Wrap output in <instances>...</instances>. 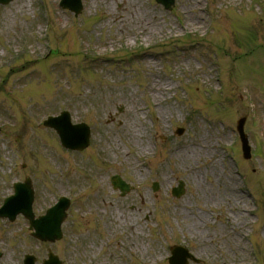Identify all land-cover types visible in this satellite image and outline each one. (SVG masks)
I'll use <instances>...</instances> for the list:
<instances>
[{"label":"rangeland","instance_id":"obj_1","mask_svg":"<svg viewBox=\"0 0 264 264\" xmlns=\"http://www.w3.org/2000/svg\"><path fill=\"white\" fill-rule=\"evenodd\" d=\"M187 1L166 11L154 0H81L76 17L59 0L0 6V206L25 179L35 218L70 199L52 244L33 239L23 217L0 218V264L25 254L42 264L49 250L62 264H168L179 245L198 264H257L254 252L264 264V0H200L192 11ZM129 3L146 12L153 37L115 26ZM195 13L200 27L187 24ZM61 111L91 128L82 152L62 149L42 125ZM114 174L131 186L123 197ZM139 194L148 214L134 211ZM129 212L138 232L124 223Z\"/></svg>","mask_w":264,"mask_h":264},{"label":"water","instance_id":"obj_2","mask_svg":"<svg viewBox=\"0 0 264 264\" xmlns=\"http://www.w3.org/2000/svg\"><path fill=\"white\" fill-rule=\"evenodd\" d=\"M11 0H0V4H7ZM158 3L162 4L166 9H170L173 4V0H156ZM63 7H69L77 15L80 10L79 0H66L63 4ZM244 120L240 121L239 131ZM46 126L53 127L60 136L62 145L70 148L81 150L88 145V134L85 132V128L82 126H71L69 119L66 114L61 115L58 118L49 119L44 123ZM182 133V130L178 132ZM248 149H246L247 151ZM111 182L115 188H118L122 193L128 191V186L120 180L118 176L111 178ZM183 192L182 183H180L179 189L176 191V195L179 196ZM11 203L9 208L0 213V216L9 217L10 220H13L16 214L22 213L26 218H28L31 224L35 227L36 232L33 234L35 238H38L42 241L53 242L56 239L60 238V224L65 218L63 210L68 206V202L65 201L64 205L60 208L55 207L51 209L49 215L45 218L40 219L37 222L32 221L31 214V203H32V189L29 181L23 185H19L15 189V196L10 199ZM13 207V208H12ZM38 224V225H37ZM190 258L188 254L184 251L176 248L173 251V257L170 260V264H186V259ZM34 261L33 258L27 257L24 264H32ZM44 264H61L58 259L51 254L49 259L44 262Z\"/></svg>","mask_w":264,"mask_h":264},{"label":"bare ground","instance_id":"obj_3","mask_svg":"<svg viewBox=\"0 0 264 264\" xmlns=\"http://www.w3.org/2000/svg\"><path fill=\"white\" fill-rule=\"evenodd\" d=\"M188 11L189 10H194V9H198L199 8V4H200V0H188ZM126 9H127V16L129 17V19H126L125 16H119L117 18L114 19V24L115 26H118V29H123L125 28V26L129 25V26H134L137 29H140V31L145 32L148 38H151L154 36V32L152 31V29L150 28V24L151 21L146 20L145 18H143L140 15L146 14V12L141 13L140 15L138 14L141 11H137L136 6L131 5L129 3V6L126 5ZM190 18H193L190 20ZM188 20L189 25H196L198 27H200V24L202 22V16L200 13H195L194 16L190 17ZM141 20V21H139ZM143 22V24H142ZM155 84H153V87L155 88V91H158L161 87L163 83L159 82H154ZM184 154H188L187 152L184 151ZM137 203H138V207L134 210L136 213H138V215H143V214H147L148 211V202L146 200V196L143 194H139L137 195ZM236 203L237 204H244L243 198L237 197L236 199ZM243 212L239 213L235 218L234 221L240 222L239 226H245L248 222V218L246 215V212L248 211V208L245 206L244 209L242 210ZM133 212L132 213H127L124 214V223H126V225L128 226V228L132 231V232H138L135 228L134 225L131 223L130 219H132L133 215L136 216V213ZM141 226H139V230L141 231ZM202 242V241H201ZM242 259L246 258V255L242 253H239V255Z\"/></svg>","mask_w":264,"mask_h":264}]
</instances>
